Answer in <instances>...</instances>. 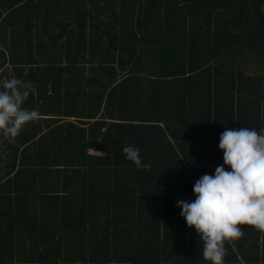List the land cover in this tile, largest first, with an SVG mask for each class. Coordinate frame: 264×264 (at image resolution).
Returning <instances> with one entry per match:
<instances>
[{
  "label": "trees",
  "instance_id": "1",
  "mask_svg": "<svg viewBox=\"0 0 264 264\" xmlns=\"http://www.w3.org/2000/svg\"><path fill=\"white\" fill-rule=\"evenodd\" d=\"M263 6L0 0V78L31 81L40 112L0 139V264H209L176 202L222 164L225 127L264 128ZM237 227L224 264H264V233Z\"/></svg>",
  "mask_w": 264,
  "mask_h": 264
},
{
  "label": "clouds",
  "instance_id": "2",
  "mask_svg": "<svg viewBox=\"0 0 264 264\" xmlns=\"http://www.w3.org/2000/svg\"><path fill=\"white\" fill-rule=\"evenodd\" d=\"M33 85L15 75L0 78V139L14 138L28 122L37 121L39 109L25 107ZM222 164L201 175L192 188L193 199L178 200L179 215L202 241V257L209 264H224L225 242L239 239L248 225L264 233V128H228L217 144ZM125 159L137 169H150L140 149L123 147Z\"/></svg>",
  "mask_w": 264,
  "mask_h": 264
},
{
  "label": "crops",
  "instance_id": "3",
  "mask_svg": "<svg viewBox=\"0 0 264 264\" xmlns=\"http://www.w3.org/2000/svg\"><path fill=\"white\" fill-rule=\"evenodd\" d=\"M161 1L163 2V0H161ZM199 18H200L199 19L200 21H204V20L208 21V20H210L208 16H200ZM166 21L171 22V20H168V19H166ZM186 21L187 22L190 21L189 17H187ZM132 32H133V34H130V36H134V34H135V36H137V37H140V35H142V33H143V31H135V32L132 31ZM169 34L170 33H168V31H165L164 33L162 31H156L155 34L153 32H150L149 34H147L145 36L149 37V38H153V37L154 38H162V37H169L170 36ZM147 46H148V48H151V49H160V48L164 49V48H166L169 52H173L175 45H172V44L170 45V43H168V42H167V44H162V43L156 42V43H149V44H147ZM129 67L130 66L127 65L126 69H128Z\"/></svg>",
  "mask_w": 264,
  "mask_h": 264
},
{
  "label": "rangeland",
  "instance_id": "4",
  "mask_svg": "<svg viewBox=\"0 0 264 264\" xmlns=\"http://www.w3.org/2000/svg\"><path fill=\"white\" fill-rule=\"evenodd\" d=\"M264 10V6H263ZM257 63L252 61V58H248L245 62V66L250 70V71H255L254 69L256 68Z\"/></svg>",
  "mask_w": 264,
  "mask_h": 264
},
{
  "label": "built area",
  "instance_id": "5",
  "mask_svg": "<svg viewBox=\"0 0 264 264\" xmlns=\"http://www.w3.org/2000/svg\"><path fill=\"white\" fill-rule=\"evenodd\" d=\"M90 152L104 155V153H102V152H96V151H90Z\"/></svg>",
  "mask_w": 264,
  "mask_h": 264
}]
</instances>
